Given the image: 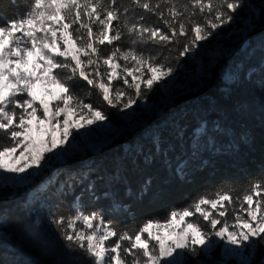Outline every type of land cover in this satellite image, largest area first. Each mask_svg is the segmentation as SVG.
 I'll return each instance as SVG.
<instances>
[{"label":"snow or ice","instance_id":"snow-or-ice-1","mask_svg":"<svg viewBox=\"0 0 264 264\" xmlns=\"http://www.w3.org/2000/svg\"><path fill=\"white\" fill-rule=\"evenodd\" d=\"M165 2L171 5L167 19L164 12L156 11L161 7L159 0L154 6L151 0H131L132 5L157 15L167 31L125 23L130 47L116 46L107 56L100 54V46L112 45L122 38L119 26L113 27V21L121 17L117 0H26L22 15L0 24V135L6 141L0 144V169L22 174L31 167L40 168L46 152L51 153L66 143L73 127L78 130L84 126L72 120L73 116L85 124L106 119L103 112L76 94L73 81H86L112 107L127 97L122 105L127 109L135 103V98L124 87H113V81H122L138 98L142 95V85L151 90L159 79L173 71L163 63L157 64L158 56L146 54L149 50H138L137 44L172 43L177 36L188 34L189 25L194 34L192 43L207 39L212 29L230 23L233 20L230 13L242 6L239 0H188L180 8L174 0ZM196 10L203 23L191 20L197 15ZM127 12L124 8L123 13ZM185 13L189 15L185 17ZM73 25L77 27L70 31ZM93 25L98 28L95 32ZM188 50L186 45L181 55ZM145 69L150 74L147 78ZM38 86L43 96L59 102L51 105L43 98L38 99ZM53 86L59 91H51ZM52 159L55 157H49V163ZM8 160L12 163H7ZM177 172L183 177V166ZM150 183L147 182L144 191ZM236 187L219 185L211 197L201 193L183 208L171 209L165 217L166 223L145 221L134 231L118 232L101 213L82 208L67 217L53 214L52 223L57 225L69 249L82 252L87 264H184L185 250L195 255L196 245L213 235L242 249L257 241L264 244V173L239 185L243 190L234 197L232 192ZM229 211L231 222L228 219L222 222ZM196 214H199L197 220L186 222L182 229L172 227L174 219L184 221ZM201 220L207 222L210 231L201 227ZM217 225H220L218 229ZM154 226L160 230L168 228L170 237L153 233Z\"/></svg>","mask_w":264,"mask_h":264},{"label":"trees","instance_id":"trees-1","mask_svg":"<svg viewBox=\"0 0 264 264\" xmlns=\"http://www.w3.org/2000/svg\"><path fill=\"white\" fill-rule=\"evenodd\" d=\"M151 2L154 6L158 0ZM159 2L161 7L156 11L169 18L167 9L171 5L165 0ZM174 2L180 8L188 0ZM239 2L242 6L230 13L234 23L250 19L253 25L232 65L225 60L221 63V70L231 69L232 81L226 82L211 70L212 75L195 93L185 96L186 101L161 119L150 117L148 127L123 133L99 153L84 149L67 163L70 165L58 168L52 176L48 171L39 173L26 187L0 183V264H87L81 251L69 249L52 223L53 214L67 217L77 208L97 211L106 221H112L118 232L134 231L145 221L166 222L171 209L183 208L201 193L211 197L219 185H236L232 192L235 197L243 190L239 185L264 173V0ZM25 3L0 0V24L17 17ZM117 7L121 8V17L114 26H119L122 33L120 42L130 40L125 23L167 31L157 15L132 5L131 0H117ZM124 8L128 9L126 15ZM196 11L191 20L203 23ZM188 15L185 13V17ZM75 28L73 25L70 31ZM231 30L228 23L216 28L220 41L216 43L235 42L234 33L227 39ZM193 36L189 25L188 34L177 36L172 43H147L141 49L158 56L156 63L177 70L185 64L181 53L191 45ZM114 47L115 43H105L100 46V54L107 56ZM72 83L81 99L106 117L111 116L96 88L83 80ZM5 142L0 135V144ZM181 166L183 177L177 172ZM42 177L48 179L44 187L43 181L38 182ZM148 181L151 183L144 191ZM188 253L185 251L184 259ZM248 264H264V244L255 243Z\"/></svg>","mask_w":264,"mask_h":264},{"label":"rangeland","instance_id":"rangeland-1","mask_svg":"<svg viewBox=\"0 0 264 264\" xmlns=\"http://www.w3.org/2000/svg\"><path fill=\"white\" fill-rule=\"evenodd\" d=\"M25 11L26 8L24 7L23 11L18 15H22ZM251 11H253L254 14L256 13L255 8H252ZM114 24L115 20L113 21V27L115 28ZM228 25H232V30L229 36H227V39H230V35L234 33L233 35L236 39L235 42L230 45H225L222 42L221 44L216 43V41H220L216 37V29H212V35L207 39H204L202 44L200 41L195 43L191 42V45L189 46L190 50L184 54L186 60L182 67H178L177 70L174 69L170 76L159 79L152 86L151 90L145 89L142 85V95L138 98L135 97L132 89H129L126 85L122 84V81H113L112 83H117L115 86L120 85L124 87L128 94L135 98V103L131 107L127 109L122 107L127 99V97H125L116 107H112L111 105L107 106V110L109 113H112V117L107 116L103 121L85 124L84 121L79 120L78 116L71 117L72 120H77L84 126L79 127L78 130L73 127L71 129L72 134L66 143L58 145L51 153L46 152L44 162L41 163L40 168L31 167L22 174L6 172L3 169H0V183L9 185L19 184L22 187H26L31 185L34 178L39 173H46L48 171L49 176H52L58 168L62 169V167L70 165V163H67L74 159V157L84 149L89 150L91 153H99L123 133L134 132L136 129L148 127L146 124H148V119L150 117L161 119L163 116L168 115V113L183 101H186L184 100L185 96L190 95V93H195L202 81L206 77L212 75L211 70L216 74H220L221 79L226 82L232 81L234 76L231 69L221 70V63L225 60L226 62H229V65H232L233 57L247 42V35L253 24L250 19H243L236 21L235 23L234 20H232ZM75 26L77 27V25ZM97 30V25H93V31L95 32ZM120 41L121 39L114 41L115 47L119 46L122 49L130 47V40L127 42H125V39L123 42ZM141 46L142 44L136 45L138 50H141ZM120 63L123 64V61H120ZM160 63L157 62V64ZM164 66L165 68H168L166 64H164ZM145 73V78H147V75L150 74L147 73L146 69ZM129 80L131 81V77H129ZM50 90L53 92L59 91L55 86ZM37 94L38 99L43 98L51 105L59 102L52 97L43 96L39 86L37 88ZM37 115H40V113L38 112ZM63 118V116L60 117L61 121ZM57 138H59L58 134ZM57 153H63V155L57 156ZM49 157H55V159H52L49 163ZM6 162L9 164L12 163L11 160ZM20 163H23V161H20ZM29 173L32 175H29ZM41 181H43L41 184L43 187L48 183L47 177H42L38 180V182ZM27 192L30 196L31 191L29 190ZM198 215L199 214L186 217L184 221H180L179 218L174 219L172 221V227L180 230L185 226L186 222L197 220ZM213 215H216L215 211H213ZM231 217L232 213L229 212L227 217L222 218V222L223 219H228L229 222H231ZM201 227L210 231L207 227V222L205 221L201 220ZM219 227L220 225H217V229ZM151 231L166 238L170 237V230L168 228L160 230L154 226ZM145 236H147V233H145ZM253 240H255V238H253ZM110 242L111 240L108 243ZM152 243H155V241ZM248 243H251V241ZM254 248L255 244L246 249L238 248L213 235L203 244L196 245L197 254L192 256L191 253H188V257L184 259V264H244L245 261L248 264L253 257ZM230 249L232 251H229ZM239 252H243V255L236 254ZM129 259H131V257H129Z\"/></svg>","mask_w":264,"mask_h":264},{"label":"water","instance_id":"water-1","mask_svg":"<svg viewBox=\"0 0 264 264\" xmlns=\"http://www.w3.org/2000/svg\"><path fill=\"white\" fill-rule=\"evenodd\" d=\"M187 97V96H186ZM186 97H184V98H186ZM81 162H86L87 160H80Z\"/></svg>","mask_w":264,"mask_h":264},{"label":"bare ground","instance_id":"bare-ground-1","mask_svg":"<svg viewBox=\"0 0 264 264\" xmlns=\"http://www.w3.org/2000/svg\"><path fill=\"white\" fill-rule=\"evenodd\" d=\"M50 172V171H49Z\"/></svg>","mask_w":264,"mask_h":264}]
</instances>
